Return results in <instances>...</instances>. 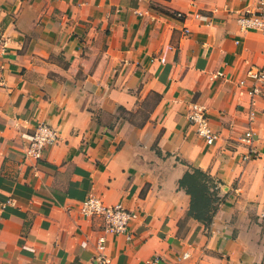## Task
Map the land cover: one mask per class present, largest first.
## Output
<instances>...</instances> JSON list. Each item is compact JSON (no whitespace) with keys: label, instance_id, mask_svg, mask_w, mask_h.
<instances>
[{"label":"crops","instance_id":"crops-1","mask_svg":"<svg viewBox=\"0 0 264 264\" xmlns=\"http://www.w3.org/2000/svg\"><path fill=\"white\" fill-rule=\"evenodd\" d=\"M255 8L0 0V264H264V164L244 161L240 142L251 126L264 151V84L252 97L247 78L264 67V34L238 22ZM194 102L215 144L187 120ZM39 122L60 140L34 161L20 142ZM191 168L216 183L209 226L179 185ZM90 196L140 216L130 240L106 235L107 263L96 259L99 222L80 213Z\"/></svg>","mask_w":264,"mask_h":264},{"label":"built area","instance_id":"built-area-1","mask_svg":"<svg viewBox=\"0 0 264 264\" xmlns=\"http://www.w3.org/2000/svg\"><path fill=\"white\" fill-rule=\"evenodd\" d=\"M255 1L256 8L247 11L239 17L238 22L243 30H253L264 34V0ZM177 16L181 18L183 14L178 13ZM197 16H200V14ZM247 78L254 81L249 91L251 96L254 97L260 94L261 85L264 84V67L249 69ZM239 85H246V80H240ZM186 118L195 128L196 133L206 143L212 145L219 140L220 135L211 126L208 110L204 105L197 102L192 103ZM256 139V132L251 126L240 137V142L246 150L243 154V160L247 162L260 160L264 164V151L257 150ZM59 140L60 134L55 127L48 123L39 122L33 131L22 139L20 142V150L24 158L39 161L43 158L46 150L57 144ZM80 213L84 218L99 222V228L103 234L97 238L96 244L98 252L96 259L101 263H107L104 254L107 242L106 235L123 234L130 240L131 235L129 230L131 225L140 217L135 210L129 209L123 203L109 206L96 196H90L82 202ZM188 256L189 254L185 253L183 258H187ZM150 262L156 264L159 262V258L154 257Z\"/></svg>","mask_w":264,"mask_h":264},{"label":"trees","instance_id":"trees-1","mask_svg":"<svg viewBox=\"0 0 264 264\" xmlns=\"http://www.w3.org/2000/svg\"><path fill=\"white\" fill-rule=\"evenodd\" d=\"M202 179L205 181L204 183H201ZM210 181L213 184V188H215L214 179L198 168L188 171L179 181L180 187L185 189L191 196L190 216L199 220L205 226L211 224L219 205L218 197L215 195L217 192L215 190H212V192L208 185Z\"/></svg>","mask_w":264,"mask_h":264},{"label":"rangeland","instance_id":"rangeland-1","mask_svg":"<svg viewBox=\"0 0 264 264\" xmlns=\"http://www.w3.org/2000/svg\"><path fill=\"white\" fill-rule=\"evenodd\" d=\"M193 170V168H191V170L190 171H192ZM205 181L202 179L201 180V183H204ZM209 186H210V190L212 191V190H215L216 191V189L215 188H213V184H212V182L210 181L209 182V184H208ZM210 192V191H209ZM209 192H208V195H209ZM213 192V191H212ZM216 195V197H218V195L217 194H215ZM220 200H219V197H218V202H219ZM217 202V203H218ZM220 208V205H218V209ZM255 221V220H254ZM259 226H260V236H261V241L264 243V220H262L260 223H259Z\"/></svg>","mask_w":264,"mask_h":264}]
</instances>
